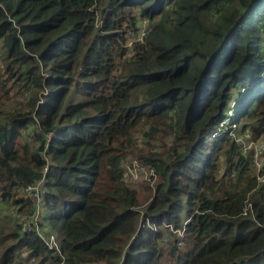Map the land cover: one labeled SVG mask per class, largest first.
<instances>
[{"label": "trees", "instance_id": "obj_1", "mask_svg": "<svg viewBox=\"0 0 264 264\" xmlns=\"http://www.w3.org/2000/svg\"><path fill=\"white\" fill-rule=\"evenodd\" d=\"M142 19L124 58L119 30ZM263 29L264 0H0V203L30 214L17 189L43 178L62 251L0 213V264L23 247L32 264H264V164L213 135L231 102L227 123L264 135ZM142 127L171 139L137 153L156 173L144 201L121 179ZM184 221L185 249L160 246Z\"/></svg>", "mask_w": 264, "mask_h": 264}, {"label": "built area", "instance_id": "obj_2", "mask_svg": "<svg viewBox=\"0 0 264 264\" xmlns=\"http://www.w3.org/2000/svg\"><path fill=\"white\" fill-rule=\"evenodd\" d=\"M97 14V13H96ZM101 21L96 18V25H100ZM149 21L147 19H142L136 30L134 29H124L119 30V36H123L122 45L125 49L124 58H131L133 55L132 45L134 42H143L144 37L148 30H150L151 25L148 24ZM148 26L146 27V25ZM229 117H227L224 121L220 122L218 128L214 131L213 135H219L222 133H229L236 141H240L242 145V150H251L253 157V165L256 167V171H259L264 162V138L256 139L255 141H251L250 133L244 132L243 134H239L238 125L232 123L228 124ZM135 141V136L133 143ZM128 156V155H127ZM126 156V157H127ZM123 158L121 166V179L124 183L128 185H133L137 182L143 181L150 183V186L153 185L154 180L156 179V173L154 169L147 165L146 163L141 164L136 159L131 158ZM46 168L44 169V171ZM258 180H262V176H257ZM45 192L44 188V179L28 184L25 186H21L17 189V195L22 197H29L32 201L33 210L28 215L21 216L14 207H10V216L14 217L20 224V232H28L35 231L39 238L42 240L44 245L54 256H58L62 258V251L60 248V243L56 237L54 231L44 227L40 224L41 215H42V198ZM185 223H182L181 228H174L169 223H161L159 227L164 231H171L175 235L176 244L179 247L184 245L185 238ZM153 229L155 227H151ZM164 235L160 238L162 241ZM22 252H25V255H22ZM18 257L16 259H21V256H24L26 261L22 264H32L35 262V258L32 256H28V251L25 248H20L18 250Z\"/></svg>", "mask_w": 264, "mask_h": 264}, {"label": "rangeland", "instance_id": "obj_3", "mask_svg": "<svg viewBox=\"0 0 264 264\" xmlns=\"http://www.w3.org/2000/svg\"><path fill=\"white\" fill-rule=\"evenodd\" d=\"M148 24H150L151 26H153V23L151 21ZM148 24L146 25V27L148 26ZM263 32H264V29H263ZM263 50H264V47H263ZM14 96H17L16 93H14ZM234 106H235V103L234 102H231L229 104L228 109H227V112H226L227 115H228V117H230L232 119L235 117V115H233ZM145 127H147V126H145ZM145 127H142L140 130H138L136 132V134H135V141H134V147H133L132 151L130 152V154L126 157V158L136 159L141 164H144V163L141 162L140 159H138L137 153L139 152V149L147 150V149H150V148L151 149L158 148V150H159V149L162 148L161 144L168 145L171 142V139L170 138L164 137V143H161L159 140H155V141L152 142L153 145L147 146L143 142V140H144L143 131L146 129ZM238 132L241 135V134H243L246 131H244L240 127H238ZM250 137H251V141H255L256 139H262V138H264V135H262L261 137L256 138V139L252 138L251 135H250ZM263 162H264V157H263ZM252 167H253L252 170H254L255 173H259V171H256V167L253 165V163H252ZM154 182H155V180H154ZM133 186H135V188H137L138 195H139V198H140L141 201L146 200L148 198V196L151 194V191H152L151 188L152 187H150V185L148 186V184H146L143 181L137 182V183L133 184ZM41 208H42V211L44 212L45 207L43 205V201L41 203ZM139 209H141V208H139ZM0 213H7V214H4V216H8V215L10 216V209L8 207L5 208L4 206H1V203H0ZM0 216H1V214H0ZM182 218H184V211L183 210H182ZM173 239L175 240V235L171 231H169V232L164 231V237H163V239H162V241L160 243V246L166 247L168 245V243L170 241H172ZM181 249L182 250L185 249V244L181 247ZM22 255H25V252H22ZM21 257H22L21 259H23V260L25 259L24 256H21ZM25 261H26V259L22 263H24Z\"/></svg>", "mask_w": 264, "mask_h": 264}]
</instances>
